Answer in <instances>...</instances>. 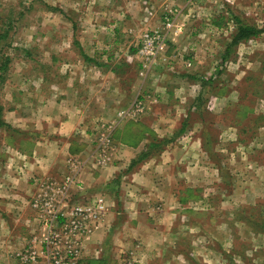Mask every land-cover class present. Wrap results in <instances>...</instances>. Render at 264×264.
<instances>
[{
	"label": "rangeland",
	"instance_id": "374dc122",
	"mask_svg": "<svg viewBox=\"0 0 264 264\" xmlns=\"http://www.w3.org/2000/svg\"><path fill=\"white\" fill-rule=\"evenodd\" d=\"M168 2L179 10L178 23L183 27L166 37L165 52L155 60L152 69L143 78L139 71L137 76L143 82L155 77H150L145 86L155 95L153 83L167 79L169 69L176 77L191 76L193 82L182 80L178 93L181 104L178 98L176 104L173 97L167 99L166 114L159 113L164 119L157 121L160 137L154 139V148L148 154L157 157L164 148L166 152L170 149L168 155L172 159L180 154L178 144H165L180 135L176 131L169 134L163 124L171 127L181 120L176 127L182 123V135L199 139L196 164L203 171L196 178L194 188L198 191L193 197L197 201L191 203V213H173L168 220H175L166 224L160 199L155 198L157 213L151 217L145 213L143 219H150L145 220L147 225L124 226L133 236L127 244L132 245L129 250L133 251L130 255L123 252L118 262L264 264V0ZM149 5L136 0H0V35L6 34L5 39H0V120L1 116L4 119L2 109L9 105L16 106L22 115L33 102L41 105L50 100L64 105L55 92L47 98L46 89L50 85V90L56 91L65 72H72L74 66L89 65L85 57L102 62V52L124 55L130 44L139 63L136 51L141 34L162 27L161 20L157 26L144 29V18L137 20L146 13L145 19L149 21ZM169 8H165L166 12ZM232 16L262 33L231 49L227 59L222 60L235 32ZM85 28L88 32L82 33ZM129 28L138 32L136 38L129 35ZM116 30L117 37L112 36ZM82 42L97 47L83 49L79 46ZM169 80L173 83L167 82V87L174 90L175 80ZM148 96L144 110L147 101L157 102ZM178 109L181 118L177 114L169 116L170 110L177 113ZM123 112L126 113L122 118L96 123L92 129L94 136L101 124L115 126V121L126 117L136 121L141 116L130 109ZM59 114L63 115L62 110ZM3 129L0 146L14 134L11 128ZM188 159L178 164L184 170L189 167ZM190 180L188 175L182 179L172 175L168 182L182 187ZM189 195L186 193V197Z\"/></svg>",
	"mask_w": 264,
	"mask_h": 264
},
{
	"label": "crops",
	"instance_id": "0c3cea01",
	"mask_svg": "<svg viewBox=\"0 0 264 264\" xmlns=\"http://www.w3.org/2000/svg\"><path fill=\"white\" fill-rule=\"evenodd\" d=\"M136 1H147L150 4L147 7L152 16L149 21L145 19L146 13H142L137 19L144 18V29L160 24L166 13L165 8L177 9L168 0ZM131 14H134V10ZM117 24L119 27L120 22ZM81 32H88V28ZM137 33L129 28V35L136 38ZM114 35L117 37L118 30L112 34ZM117 42L115 40L114 44ZM128 45V52L124 55L121 52L107 55L102 52V62L85 57L89 65L74 66V72H65L56 91L50 90L49 85L46 97L53 96L52 92H55L57 99L65 102L64 105H56L48 99V102L40 103L41 105L33 102L29 107L31 109L23 115L13 105L2 109L5 111L4 119L1 116L3 125L0 133L4 132L3 128H11L15 135L7 137L5 144L0 146V264H18L16 255L34 236H38L34 212L29 206L30 200L37 193L36 184L44 179L60 181L68 171L69 160L76 161L80 166L77 181L82 190H71L74 201L81 198L80 194L88 197L98 195L103 197L107 207L103 222L83 245L81 264H120L118 259L123 252L132 254L133 250H129L132 245L127 244L132 241L133 236L123 228L129 223L147 225L146 221L150 219L146 217L157 213L155 198L160 199L166 224L175 220H168L173 213L179 212L183 216V211H193L192 204L197 201L193 196L198 191L194 188L197 187L196 178L203 171L196 164L199 139L196 136L191 138L182 135V123L176 127V123L182 122L181 120H177L171 127L165 122L163 126L169 130V134L176 131L180 135L177 140L167 141L165 144H178L180 154L172 159L168 155L170 149L166 152L165 148L156 154L157 157L152 153L148 154L154 148V139L160 137L157 135V121L164 119L159 113L166 114L167 99L173 97V104H176L182 80L190 83L193 78L188 75L176 77L169 69L171 72L165 74L167 79L160 78L153 83L156 95L149 88L154 96L145 86L149 84L150 77L151 80L155 77L150 76L146 82L138 78L139 63ZM79 46L83 49L97 47L96 44L91 47L92 44L87 45V42H82ZM170 78H178L175 80L174 90L167 87V82L173 83ZM146 95L150 98L153 96L157 102L147 101L146 109L143 107L144 115L140 114L136 121L127 117L122 121H115L111 134L114 154L105 166H97L96 156L92 154L95 132L92 129L96 123L115 119L118 112L128 109L132 111L133 102L137 100H143L144 106ZM61 110L63 115L59 114ZM172 114L182 117L179 109L177 113L170 110L169 116ZM142 154L145 155L144 158L131 169V164L141 158ZM187 158L189 167L184 170L178 164L186 163ZM177 167L181 169L177 170ZM168 171L171 173L166 175ZM172 175L175 179L187 178L188 175L191 180L178 187L179 184L168 182ZM186 193L190 194L189 197H186ZM144 215L146 219H143ZM37 250L40 248L37 247Z\"/></svg>",
	"mask_w": 264,
	"mask_h": 264
},
{
	"label": "built area",
	"instance_id": "2783aa9c",
	"mask_svg": "<svg viewBox=\"0 0 264 264\" xmlns=\"http://www.w3.org/2000/svg\"><path fill=\"white\" fill-rule=\"evenodd\" d=\"M179 15V10H167L162 17L161 30L141 34L136 51L141 78L165 52L166 37L174 29H182L183 25L178 23ZM142 110L143 100H137L132 112L137 115ZM125 113L121 111L117 116L122 118ZM113 128L114 124H101L95 133L92 154L96 156L95 164L99 167L105 166L114 154ZM67 167L68 171L60 181L44 179L37 182V193L29 206L35 214L38 236H34L16 255L18 264H79L83 245L103 222L107 213L103 197L80 194L81 198L74 201L71 190H82L77 181L80 166L76 161L69 160Z\"/></svg>",
	"mask_w": 264,
	"mask_h": 264
},
{
	"label": "trees",
	"instance_id": "16d2710c",
	"mask_svg": "<svg viewBox=\"0 0 264 264\" xmlns=\"http://www.w3.org/2000/svg\"><path fill=\"white\" fill-rule=\"evenodd\" d=\"M234 22V26H235V32L234 34H231L230 40L227 44V46L225 47V50L223 52L224 57L222 58V60H226L227 57L229 56L230 50L233 49L234 47H237L239 44H241L242 42H246L252 38H256L258 37L262 31L257 29L254 26L248 25L244 22H242L238 17L236 16H232L231 19ZM217 25V24H215ZM218 26V25H217ZM6 38V34H1L0 35V39H5ZM244 106V105H243ZM246 108V106H244ZM247 111L250 110L248 108H246ZM0 125H3V122L0 120ZM144 154H142L141 158L137 159L134 163L133 166L141 161V159L144 158ZM147 157V155H146ZM132 165V164H131ZM80 264V263H79Z\"/></svg>",
	"mask_w": 264,
	"mask_h": 264
}]
</instances>
